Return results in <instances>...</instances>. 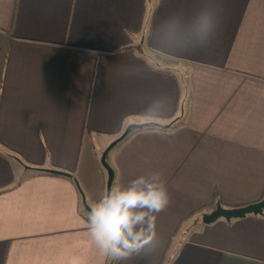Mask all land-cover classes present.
Segmentation results:
<instances>
[{
	"label": "crops",
	"instance_id": "obj_1",
	"mask_svg": "<svg viewBox=\"0 0 264 264\" xmlns=\"http://www.w3.org/2000/svg\"><path fill=\"white\" fill-rule=\"evenodd\" d=\"M153 123L178 127L107 160L113 185L161 173L170 202L157 238L116 262L86 205L107 190L101 154ZM215 194L264 195V0H0V264H264V214L204 224Z\"/></svg>",
	"mask_w": 264,
	"mask_h": 264
},
{
	"label": "clouds",
	"instance_id": "obj_2",
	"mask_svg": "<svg viewBox=\"0 0 264 264\" xmlns=\"http://www.w3.org/2000/svg\"><path fill=\"white\" fill-rule=\"evenodd\" d=\"M216 27L210 17L202 18L203 43H211ZM169 202L161 173L137 175L127 186L113 185L92 205L87 214L89 234L103 255L127 261L157 238V216Z\"/></svg>",
	"mask_w": 264,
	"mask_h": 264
},
{
	"label": "water",
	"instance_id": "obj_3",
	"mask_svg": "<svg viewBox=\"0 0 264 264\" xmlns=\"http://www.w3.org/2000/svg\"><path fill=\"white\" fill-rule=\"evenodd\" d=\"M143 126L144 125L130 126L129 128L125 130V132L119 138L114 140L103 152V155L101 157V163L108 172L107 190H109L112 187L114 179H115V172L107 160L109 152L116 147V145L121 141L123 137H125L129 133L131 129L141 128ZM47 171L53 174H57V175H68L59 170H54V169L47 170ZM84 204L86 205L85 201H84ZM86 209L89 212L90 207L86 205ZM250 214H253V215H263L264 214V198L258 202H254V203H251L245 206L233 207V208L223 207L221 203H218L211 212L204 213L202 215V222L204 224H212L221 218L225 219L226 221H231L237 218H244L245 216L250 215Z\"/></svg>",
	"mask_w": 264,
	"mask_h": 264
},
{
	"label": "trees",
	"instance_id": "obj_4",
	"mask_svg": "<svg viewBox=\"0 0 264 264\" xmlns=\"http://www.w3.org/2000/svg\"><path fill=\"white\" fill-rule=\"evenodd\" d=\"M177 127L178 126H172V125L169 126V127H163V126H161L159 124L153 123V124L145 125V126H143L141 128L131 129L129 131V133L125 137H123L121 139V141L116 145V147L114 149H119L128 139H130L133 135H135V134H137L139 132H142V131H151V130H161V131H167V132H169V131H172V130L176 129ZM8 156L15 157L19 161H21V159L18 156L14 155V154H9ZM33 170L37 171L39 174H42V175L62 177V178L69 179V180L71 179V180H73L76 183L75 177L73 175L69 174L68 172H65V171H61V172L65 173V174H68V175H57V174L50 173L47 170H43V169H39V168H33ZM263 198H264V195H263V197L261 199H263ZM218 203H221V205L223 207H228L225 204H223V202L221 200V197L218 194H215V196H214V202H213V204L209 208H212V207L216 206ZM209 208H203V209L199 210L198 212H203L204 210L209 209ZM195 214H193V215H195ZM189 218H187V219H189ZM229 222H232V220L229 221Z\"/></svg>",
	"mask_w": 264,
	"mask_h": 264
},
{
	"label": "rangeland",
	"instance_id": "obj_5",
	"mask_svg": "<svg viewBox=\"0 0 264 264\" xmlns=\"http://www.w3.org/2000/svg\"><path fill=\"white\" fill-rule=\"evenodd\" d=\"M102 155H103V153L101 154V157H102ZM101 157H100V163H101ZM101 166H102L103 171L105 173L106 179H108V172H107V170L103 167L102 163H101Z\"/></svg>",
	"mask_w": 264,
	"mask_h": 264
}]
</instances>
